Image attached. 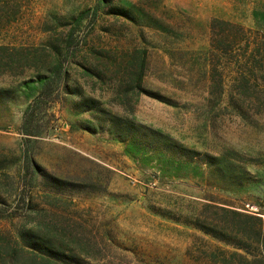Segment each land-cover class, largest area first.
<instances>
[{
  "label": "rangeland",
  "instance_id": "obj_1",
  "mask_svg": "<svg viewBox=\"0 0 264 264\" xmlns=\"http://www.w3.org/2000/svg\"><path fill=\"white\" fill-rule=\"evenodd\" d=\"M216 17L253 34L264 0H0V264H42L10 253L19 229L71 264H215L210 250L233 249L197 224L223 205L264 213V112L229 104ZM76 88L136 127L83 109Z\"/></svg>",
  "mask_w": 264,
  "mask_h": 264
},
{
  "label": "trees",
  "instance_id": "obj_2",
  "mask_svg": "<svg viewBox=\"0 0 264 264\" xmlns=\"http://www.w3.org/2000/svg\"><path fill=\"white\" fill-rule=\"evenodd\" d=\"M115 14L134 19L131 8L116 7ZM218 27V28H217ZM211 52L210 60L214 63L233 64L235 76L231 85L229 104L242 117L247 110L257 113L264 112V28L247 34L242 25L229 20L214 18L211 21ZM0 49H6L1 46ZM57 53L60 52L55 47ZM13 55L14 53H10ZM59 72L58 64L47 66L46 73H38L36 79L42 90L53 82L55 74ZM66 72L64 73L65 77ZM142 75L140 72L139 78ZM72 89L80 97V106L85 110H96L110 115L109 121L132 131L135 122L126 120L119 115L111 116V112L100 106V100L83 94L76 88ZM12 88L0 87V100L11 95ZM29 110H26V115ZM210 159V160H209ZM210 163L216 160L210 156ZM1 194V193H0ZM6 204V198L0 196V205ZM264 210V204L261 205ZM222 219L215 222H200L197 225L203 233L233 249L217 247L210 250L209 257L215 264H264V213H252L243 209L220 206ZM36 229H19L20 248L13 247L10 253L18 256L20 251L26 250L34 259L39 258L42 264H71L76 262L77 256L67 253L54 238L44 235ZM10 263V262H9Z\"/></svg>",
  "mask_w": 264,
  "mask_h": 264
}]
</instances>
